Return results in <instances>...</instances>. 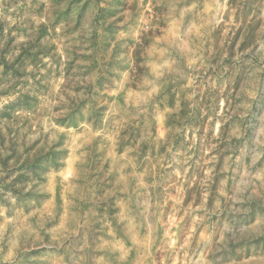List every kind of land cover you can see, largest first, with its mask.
<instances>
[{
    "label": "rangeland",
    "instance_id": "rangeland-1",
    "mask_svg": "<svg viewBox=\"0 0 264 264\" xmlns=\"http://www.w3.org/2000/svg\"><path fill=\"white\" fill-rule=\"evenodd\" d=\"M0 264H264V0H0Z\"/></svg>",
    "mask_w": 264,
    "mask_h": 264
}]
</instances>
